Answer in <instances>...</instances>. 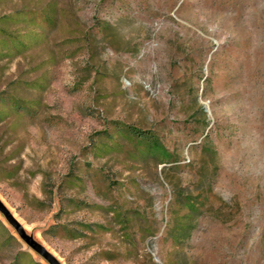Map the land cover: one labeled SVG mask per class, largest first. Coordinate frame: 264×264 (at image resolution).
Wrapping results in <instances>:
<instances>
[{
    "label": "rangeland",
    "instance_id": "obj_1",
    "mask_svg": "<svg viewBox=\"0 0 264 264\" xmlns=\"http://www.w3.org/2000/svg\"><path fill=\"white\" fill-rule=\"evenodd\" d=\"M0 203L58 264H264V0H0ZM0 264H52L1 210Z\"/></svg>",
    "mask_w": 264,
    "mask_h": 264
},
{
    "label": "water",
    "instance_id": "obj_2",
    "mask_svg": "<svg viewBox=\"0 0 264 264\" xmlns=\"http://www.w3.org/2000/svg\"><path fill=\"white\" fill-rule=\"evenodd\" d=\"M0 210L4 214V216L10 220L14 226V228L17 230L18 234L22 236V238L29 243L31 246L33 245L36 247L38 250H40L47 258L50 259L52 264H58V262L53 258V256L46 250H44L36 241H34L32 238H29L28 236L24 235L21 227L17 223L16 220L12 218L10 213L6 210V208L3 206V204L0 203Z\"/></svg>",
    "mask_w": 264,
    "mask_h": 264
}]
</instances>
